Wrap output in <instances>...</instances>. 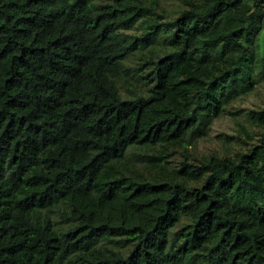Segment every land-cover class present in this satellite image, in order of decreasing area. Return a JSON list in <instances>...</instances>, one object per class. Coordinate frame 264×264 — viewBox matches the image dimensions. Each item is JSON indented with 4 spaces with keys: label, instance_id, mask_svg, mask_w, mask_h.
<instances>
[{
    "label": "trees",
    "instance_id": "1",
    "mask_svg": "<svg viewBox=\"0 0 264 264\" xmlns=\"http://www.w3.org/2000/svg\"><path fill=\"white\" fill-rule=\"evenodd\" d=\"M174 5L0 0V264H264V0Z\"/></svg>",
    "mask_w": 264,
    "mask_h": 264
},
{
    "label": "rangeland",
    "instance_id": "2",
    "mask_svg": "<svg viewBox=\"0 0 264 264\" xmlns=\"http://www.w3.org/2000/svg\"><path fill=\"white\" fill-rule=\"evenodd\" d=\"M162 3L168 11L174 12V0H162ZM256 24L257 26L251 30L253 41L250 45L252 48L256 47V44L263 47V54L260 55L261 57H257L254 64V78L257 81L250 92L240 94L229 101L227 104L229 110L244 109L247 112L250 107L264 106V11L256 13ZM244 111L238 115L241 119L244 118ZM236 127L235 119L231 114L225 113L216 118L208 129V134L196 141V150L202 153L207 151V149L218 147L221 143H227L228 137L235 133ZM234 141L231 140V143H234Z\"/></svg>",
    "mask_w": 264,
    "mask_h": 264
}]
</instances>
